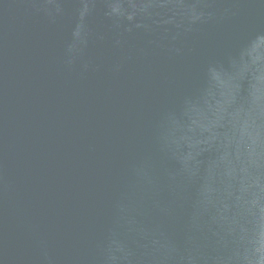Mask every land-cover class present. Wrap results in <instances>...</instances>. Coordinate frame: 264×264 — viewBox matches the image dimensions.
Listing matches in <instances>:
<instances>
[{
    "label": "water",
    "instance_id": "1",
    "mask_svg": "<svg viewBox=\"0 0 264 264\" xmlns=\"http://www.w3.org/2000/svg\"><path fill=\"white\" fill-rule=\"evenodd\" d=\"M0 264H264V0H0Z\"/></svg>",
    "mask_w": 264,
    "mask_h": 264
}]
</instances>
